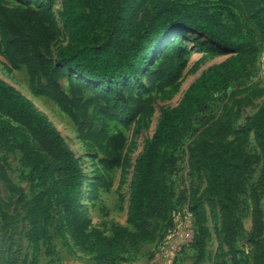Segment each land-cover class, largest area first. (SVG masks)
Returning <instances> with one entry per match:
<instances>
[{
    "label": "trees",
    "instance_id": "obj_1",
    "mask_svg": "<svg viewBox=\"0 0 264 264\" xmlns=\"http://www.w3.org/2000/svg\"><path fill=\"white\" fill-rule=\"evenodd\" d=\"M33 5L31 0H24L9 7L0 0V44L4 53L12 69L26 68L34 95L51 100L71 119L81 140L99 146L107 157L102 161L106 168L117 167L124 160L119 152L105 150L100 142L106 131L104 118L120 119L126 126L151 112L142 89L135 95L129 83L139 82L151 66L154 72L147 77L152 90L163 92L173 86L181 77L180 34L196 32L236 53L195 80L177 107L162 111L154 134L136 160L128 226L115 227L111 236L89 229L87 215L80 207L84 175L60 131L27 96L0 78V149L20 154V165L28 171L25 179L30 183L31 200L26 201L1 164L0 179L25 203L31 227L30 264H39L41 243L50 241L48 228L53 226L66 244L68 230L77 246L95 253L98 264L123 262L129 251L156 242L154 223L174 225L178 195L173 177L179 173L180 150L197 131L198 116L255 64L257 40L248 34L235 12L242 10L238 0H66L61 20L69 42L50 56V44L58 34L55 18L49 8ZM251 19L264 39L262 4ZM66 77L69 94L61 86ZM86 92L91 96L86 97ZM233 119L231 111L216 121L207 118L206 124H201L199 138L187 146L190 161L206 181L204 191L200 197L191 198L189 208L200 241L208 236L204 227L207 213L216 221L218 208L226 244L233 248L235 210L246 191V177L260 162L257 155L245 151L252 133L262 159L261 175L251 188L255 206L253 239L259 244V259L264 264L260 206L264 194V102L239 135L226 142L234 133ZM101 180L109 189L104 178H98V183ZM98 183L93 185L94 191ZM201 259L200 251L196 264H201ZM219 259V264H228L222 245Z\"/></svg>",
    "mask_w": 264,
    "mask_h": 264
},
{
    "label": "rangeland",
    "instance_id": "obj_2",
    "mask_svg": "<svg viewBox=\"0 0 264 264\" xmlns=\"http://www.w3.org/2000/svg\"><path fill=\"white\" fill-rule=\"evenodd\" d=\"M21 1L24 0H1L9 7H16L21 4ZM31 1L34 7L49 8L55 18L58 34L49 48L50 56H54L56 50L67 45L70 38L61 20L66 0ZM238 1L242 10L235 12L242 18L248 34L257 40V60L231 83L225 93L219 95V99L210 106L208 111L198 116L195 121L197 131L188 137L181 148L179 173L173 177L178 195L174 225L167 227L164 223H154L153 226L157 230L156 242L129 251L124 255L125 261L116 264H196L200 251L202 252L201 264H219L220 245L224 248L228 264H261L259 244L253 239L255 206L251 197V188L261 175L262 159L252 133L248 135L245 151L257 155L260 162L246 177V191L240 198L239 207L235 210L236 236L233 248L226 244L223 223L217 208L216 221L209 212L207 213V222L204 227L208 236L205 240H199L200 232L195 227L192 247L181 253H175L171 249V244L176 241L172 236L174 231L180 229L185 222L193 221L194 224V219L187 215V208L191 198L200 197L206 187L203 173L187 155V146L199 138L203 129L201 124H206L207 118L210 117L212 121H216L230 111L234 115L232 126L234 133L227 138L226 142L234 140L264 102V77L261 76L264 39L261 38L260 32L251 19L253 12L258 10L261 4L264 6V3L263 0ZM194 33L196 32H185L179 35L182 37L178 49L181 77L173 86L166 88L163 92L152 90L147 77V74L154 72L151 66L145 76L140 77L139 82L129 83L134 88L135 95L138 94L139 88L142 89L143 98L148 99L151 106L149 114L138 116L129 121L126 126L120 119L104 118L106 131L101 136L100 142L105 150L119 152L124 160L123 164L113 168H106L103 165L102 161L107 157L97 144L79 138L76 126L58 106L51 100L32 93L26 68L22 66L18 70L12 69L0 44V78L27 96L38 110L53 122L80 164L84 175L80 207L87 215L89 229L99 230L106 236H111L115 227L128 226L127 212L136 160L142 155L146 140L154 134L162 111L177 107L190 85L209 68L236 55L232 48L214 45L204 36ZM175 38L164 48H167ZM61 86L66 93H70L67 77L62 79ZM90 96V93L86 92V97ZM20 158L18 153L0 149V164L5 168L7 176L14 185L23 191L26 201L29 202L31 200L30 183L25 179L28 171L22 169ZM98 178H104L109 184V189L102 186V180L98 183ZM96 182L97 190L94 191L93 185ZM260 206L264 224V194L261 196ZM30 229L25 203L20 201L19 196L9 192L0 179V264H30L32 260V244L28 240ZM48 232L50 241L41 243L39 264H98L95 253L88 248L77 246L68 230H66L67 244L56 234L55 226L49 227Z\"/></svg>",
    "mask_w": 264,
    "mask_h": 264
},
{
    "label": "built area",
    "instance_id": "obj_3",
    "mask_svg": "<svg viewBox=\"0 0 264 264\" xmlns=\"http://www.w3.org/2000/svg\"><path fill=\"white\" fill-rule=\"evenodd\" d=\"M261 76L264 77V62L261 66ZM189 207V206H188ZM187 215L190 216L189 218H193L192 213L190 212V208H187ZM195 226L193 221L185 222L180 229L174 231L172 235L176 241L171 244V249L175 253H181L182 251L189 249L193 243L195 238Z\"/></svg>",
    "mask_w": 264,
    "mask_h": 264
}]
</instances>
